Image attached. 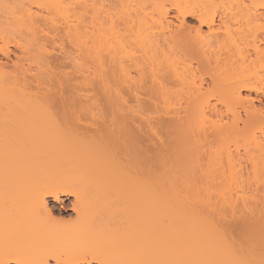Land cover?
<instances>
[{
    "label": "bare ground",
    "instance_id": "6f19581e",
    "mask_svg": "<svg viewBox=\"0 0 264 264\" xmlns=\"http://www.w3.org/2000/svg\"><path fill=\"white\" fill-rule=\"evenodd\" d=\"M18 1L0 0L3 20L28 30L36 43V30L48 16L23 14L33 0ZM145 1L36 4L65 20L78 52V102L97 128H107L105 135L81 131L85 142L78 149H67L60 132L37 130L81 128L79 116H61L44 95L16 99L21 91L6 87L0 60V178L6 182L0 192V264H264V236L252 229L254 220H264V193L254 186H264V171L253 180L242 164L264 170V0H173V14L156 5L166 0H147L150 9ZM85 96L104 99L106 109ZM147 109L158 113L157 121L143 118L145 125L133 127L136 114ZM245 137L249 146L234 151L230 141ZM109 139L119 153L114 158L105 157ZM6 150L11 154L1 153ZM129 157L137 161L135 173ZM178 204L234 224L250 219L251 243L243 246L249 254L238 249L240 256L238 239L226 244L217 229L194 234L198 243L191 255L178 251L179 238L192 235L173 232ZM69 210L75 215L65 216ZM226 245L237 250L236 258Z\"/></svg>",
    "mask_w": 264,
    "mask_h": 264
},
{
    "label": "rangeland",
    "instance_id": "374dc122",
    "mask_svg": "<svg viewBox=\"0 0 264 264\" xmlns=\"http://www.w3.org/2000/svg\"><path fill=\"white\" fill-rule=\"evenodd\" d=\"M18 0H16L17 2ZM40 0H33V6L30 8V10L25 11L23 14H28L29 12L33 13V16H37L40 14H47L48 16V21L46 22H41V30L38 29L36 30V43L34 40L30 38L28 35V30H18V28H15L9 24H7L4 20L3 17L5 15L4 9L1 8V3H0V60L1 62L4 63V71L7 75V83L6 87L15 89V90H20L21 92L16 93L15 98L16 99H22L24 98L28 93L35 94L38 96L44 95L49 99L52 104L55 105V108L58 110V113L62 116L65 114H77L79 116V120H77L75 123L78 124L81 128H38L37 132L40 134H48V133H57L60 132L64 136L67 137V144L64 143V146L69 149V147L73 146H79L85 141L79 136L81 134V131L83 130H93V132L96 133H102L105 135L107 132V128H97L99 125L94 117L92 115H89L84 107H80V103L78 102L77 99V88H76V83L78 80L75 78L78 75L77 68L75 67L74 61L77 60V50L75 47V43H73L66 33L67 29L65 27V20L63 18L58 17L55 15L53 12H47L46 10H42L41 8L38 7V4ZM69 1V2H68ZM76 0H67L66 3H71L75 2ZM114 1V0H113ZM20 2V0L18 1ZM21 3V2H20ZM65 3V4H66ZM146 5H148V9L151 8V3L149 1H145ZM175 4L176 2L173 0H166L162 4H156L159 7H164L169 9L170 13L173 14L175 12ZM8 11V10H7ZM55 15L54 19L56 21L53 22L52 15ZM58 17V18H57ZM187 23H194V20L191 18H187ZM43 31V32H42ZM39 37H43L44 40L42 43L39 41ZM3 50L8 51L9 56L5 57L3 55ZM45 51V55L42 53L41 57L40 51L42 52ZM47 62V64H45ZM49 62V65H48ZM43 78V82H40L39 79ZM74 83V85H73ZM87 93V91H85ZM84 100H87L88 103H91L94 98H89V97H83ZM127 98L130 100V103H136V101L132 98L131 95L127 94ZM146 100H148L147 97H144ZM93 103L98 107V108H104L106 109V104L104 99H94ZM257 104L259 103L258 101L256 102ZM150 106V105H149ZM75 111V112H73ZM143 113V114H141ZM141 113L136 114V122L132 123L133 127H137L139 125H145L146 122L143 118H149L153 119L154 122L157 121L158 113L153 111L152 109H147L143 110ZM151 117V118H150ZM70 120V119H67ZM264 121V120H263ZM143 128H148V126H145ZM23 129V128H21ZM133 128H128L127 130H124L125 132H129ZM30 131V128H26L23 130V132ZM256 133L260 134L258 129L255 130ZM99 141V140H97ZM104 141V140H103ZM105 146H107V149L105 150V157L107 158H114L116 157L117 154H119L116 150H112V146L115 143L114 140L109 139L105 140L103 142ZM231 148L235 151L236 149L243 153L245 151V148H247L248 145V140L247 138H239L237 140H231L230 143ZM142 148H148V145L146 143L141 144ZM144 146V147H143ZM74 147V148H75ZM78 149V147H76ZM82 148V147H81ZM153 147H151L152 149ZM66 149V148H65ZM83 149V148H82ZM150 149V148H149ZM70 150V149H69ZM75 150V149H74ZM80 150V149H79ZM66 152V151H65ZM72 152V151H70ZM76 152V150H75ZM5 153V155H8L10 152L5 151L1 152ZM80 152H77V155ZM11 154V153H10ZM69 154V153H67ZM81 154V153H80ZM63 158L65 161L70 162L71 157H67L66 154H62ZM73 155H75L73 153ZM84 157V154L82 153ZM78 157V156H77ZM74 159V157H72ZM76 158V157H75ZM80 158V157H79ZM86 158V157H85ZM84 158V159H85ZM78 158H76L77 160ZM83 159V160H84ZM131 159L129 161L128 167L131 170V172L135 173L138 170V164L135 159ZM75 160V161H76ZM80 160V159H79ZM244 169L243 173L244 175H247V172H252L250 175L253 180H261L262 175L261 173L264 171L262 167L259 168L258 170L252 169V165L249 162H242ZM150 164L148 165L149 168ZM146 170L148 169L145 166ZM5 180L0 178V192L3 190L5 187ZM254 186L259 187V195L264 193V186L261 181H258L254 184ZM116 188L120 187L119 185L115 186ZM116 188H113L115 190ZM51 204H54L53 200L51 198L48 199ZM73 201V198L70 197L69 199L64 200L67 209L71 207V202ZM186 204H184L185 206ZM178 204V207L174 211L176 212L173 214V221L171 227L175 230H186L185 232H190L192 235L188 236L185 240L179 238V240H182L179 244L177 243L178 238L175 237V235L171 236L173 237L177 243V250L182 252V253H188L189 255L191 251L195 250V247L197 245V241H195L194 237L196 238L195 235L199 236L200 233L199 231H214L213 229L220 230V232L217 233V238H221L225 241L227 244L228 242H232L233 240L230 241V238L233 239V237H236L238 240L237 245L239 246L235 247L237 250L239 249L240 251L244 249L246 246L244 243L248 244L250 246V227L248 225H251L250 219L248 221L246 219L240 218L238 219V222L234 224V221L229 222L231 220L227 219H221L217 217H212L209 214L207 215L206 211L203 214H197V213H191L189 211V207H184ZM188 206V204L186 205ZM65 216L72 215L74 216L75 214L69 210L67 213L64 214ZM246 220V222L244 221ZM260 220V221H258ZM169 220H167L168 222ZM250 221V222H249ZM171 222V221H170ZM169 222V223H170ZM166 223V222H165ZM254 223V224H253ZM252 223V229L256 230L257 232L260 233V235L264 236V220L261 219H256ZM261 231H258V229ZM163 226V225H162ZM167 226V225H166ZM263 226V229L261 230ZM247 227H249L247 229ZM168 229V228H167ZM216 230V231H217ZM249 230V231H247ZM176 231V232H177ZM183 231V232H184ZM182 231L177 233L178 237H181ZM255 232V231H254ZM202 233V232H201ZM209 233V232H207ZM262 233V234H261ZM187 234V233H186ZM185 234V235H186ZM195 234V235H194ZM205 232H203V235ZM258 234V233H257ZM201 235V236H203ZM224 235V237H222ZM259 235V234H258ZM199 236V237H201ZM184 237V236H183ZM185 238V237H184ZM170 239V237H169ZM197 239H199L197 237ZM247 240V241H246ZM171 241V240H169ZM166 242V241H165ZM173 241H171L172 243ZM179 242V241H178ZM200 242V241H199ZM234 242V241H233ZM168 243V242H167ZM235 243V242H234ZM233 244V243H232ZM231 244V245H232ZM236 244L234 246H236ZM230 245V243H229ZM200 248V245H198ZM227 246V245H226ZM245 246V247H243ZM225 247V246H224ZM230 248L229 246H227ZM198 248V250H199ZM227 248V249H228ZM248 248V247H246ZM245 248V250H246ZM97 249V248H96ZM95 249V250H96ZM226 249V250H227ZM94 249L90 251V253H94ZM197 250V247H196ZM232 247L230 248V252ZM237 250L235 253H237ZM238 250V251H239ZM235 251V250H234ZM234 251H232L234 253ZM239 251V252H240ZM247 252L250 251V249L246 250ZM194 252V251H193ZM226 253V251H224ZM231 257L233 256V253L231 252L230 254ZM244 251L240 254V256L243 254ZM234 253V255H235ZM224 254V253H223ZM249 254V252H248ZM226 256V254L224 255ZM229 256V257H230ZM246 256V254H245ZM249 256V255H247ZM246 256V257H247ZM226 258V257H225ZM233 258H236L233 256ZM239 258V253L237 254V259ZM230 260V258H227ZM240 259V258H239ZM228 260V261H229ZM235 261V260H234ZM238 264L239 260H237ZM242 263V259L240 260ZM51 263H54V261L51 260ZM236 263V264H237ZM97 264V263H95ZM233 264V263H232Z\"/></svg>",
    "mask_w": 264,
    "mask_h": 264
}]
</instances>
